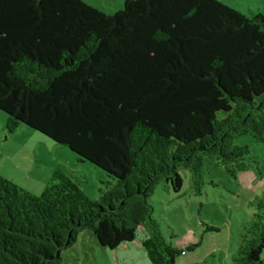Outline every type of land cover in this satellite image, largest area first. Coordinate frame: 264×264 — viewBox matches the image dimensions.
I'll use <instances>...</instances> for the list:
<instances>
[{
  "label": "trees",
  "instance_id": "16d2710c",
  "mask_svg": "<svg viewBox=\"0 0 264 264\" xmlns=\"http://www.w3.org/2000/svg\"><path fill=\"white\" fill-rule=\"evenodd\" d=\"M0 111L9 133L27 126L114 181L92 200L63 171L39 196L0 174V264H66L84 232L115 251L140 230L151 264H177L152 198L184 197L183 172L201 197L208 162L235 180L259 164L237 140L264 144V15L218 0H126L112 15L0 0ZM248 205L231 264H264V192Z\"/></svg>",
  "mask_w": 264,
  "mask_h": 264
},
{
  "label": "rangeland",
  "instance_id": "374dc122",
  "mask_svg": "<svg viewBox=\"0 0 264 264\" xmlns=\"http://www.w3.org/2000/svg\"><path fill=\"white\" fill-rule=\"evenodd\" d=\"M112 15L126 0H83ZM248 17L264 15V0H218ZM251 147L259 164L252 170L229 177L223 168L205 166V189L201 197L192 195L187 172H183V195L175 199L159 187L152 198L155 219L164 236L182 250L177 264H229L242 239V224L250 221L249 203L264 192V144L251 137L237 140ZM56 171L72 176L92 200L100 188L114 181L101 169L79 157L43 134L22 125L15 133L7 130V115L0 111V174L34 195H41ZM207 227L216 231H207ZM140 230L136 241L116 252L101 248L90 233L80 235L66 264H151L141 243L146 238ZM145 237V238H144ZM194 248L190 251L189 248ZM264 259V255H263Z\"/></svg>",
  "mask_w": 264,
  "mask_h": 264
},
{
  "label": "crops",
  "instance_id": "0c3cea01",
  "mask_svg": "<svg viewBox=\"0 0 264 264\" xmlns=\"http://www.w3.org/2000/svg\"><path fill=\"white\" fill-rule=\"evenodd\" d=\"M168 195H170V194H168ZM143 231H144V230H143ZM144 235L146 236V233H144ZM144 238H145V237H144ZM133 243H134V242H133ZM133 243H132V244H133ZM129 245H131V244H129ZM141 245H142V243H141ZM127 246H128V245H127ZM121 247H124V246H121ZM121 247H120V248H121ZM142 247H143V246H142ZM120 248H118V249H120ZM118 249H117V250H118ZM117 250H115V252H116ZM231 257H232V254L229 255V259H228L229 261H230ZM229 264H231V262H229Z\"/></svg>",
  "mask_w": 264,
  "mask_h": 264
}]
</instances>
